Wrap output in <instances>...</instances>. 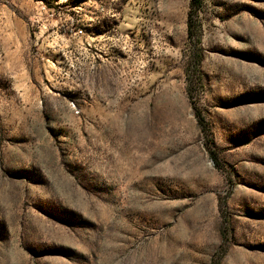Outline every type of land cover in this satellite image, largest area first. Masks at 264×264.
Masks as SVG:
<instances>
[{
	"label": "rangeland",
	"instance_id": "obj_1",
	"mask_svg": "<svg viewBox=\"0 0 264 264\" xmlns=\"http://www.w3.org/2000/svg\"><path fill=\"white\" fill-rule=\"evenodd\" d=\"M188 3L0 0V264H264V0Z\"/></svg>",
	"mask_w": 264,
	"mask_h": 264
},
{
	"label": "trees",
	"instance_id": "obj_2",
	"mask_svg": "<svg viewBox=\"0 0 264 264\" xmlns=\"http://www.w3.org/2000/svg\"><path fill=\"white\" fill-rule=\"evenodd\" d=\"M202 5V0H189L188 11L186 15V33L187 38L190 40L192 37L197 36L195 34V29L198 27L197 21V11L200 10ZM202 119L199 118V123L202 124Z\"/></svg>",
	"mask_w": 264,
	"mask_h": 264
}]
</instances>
